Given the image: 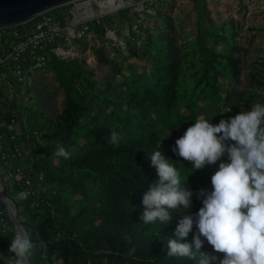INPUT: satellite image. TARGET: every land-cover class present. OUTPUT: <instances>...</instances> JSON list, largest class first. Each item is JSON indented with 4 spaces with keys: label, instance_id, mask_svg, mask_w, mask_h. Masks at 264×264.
<instances>
[{
    "label": "rangeland",
    "instance_id": "rangeland-1",
    "mask_svg": "<svg viewBox=\"0 0 264 264\" xmlns=\"http://www.w3.org/2000/svg\"><path fill=\"white\" fill-rule=\"evenodd\" d=\"M131 1V6L103 17L98 36L77 60L49 62L33 75L38 111L29 116L41 113L46 128L40 129L39 138L17 140L16 145L22 154L46 150V158L33 166L43 176L46 172L35 167L38 162L47 159L54 168L43 194L62 197L70 207L96 208L88 201V192L99 186L96 177L104 168L94 163H119L103 149L148 140L174 161L200 208L195 193L211 190L218 164L194 172L171 148L199 116L214 117L211 122L217 124L250 110L254 103H264V0ZM113 130L122 136L119 145L110 143ZM57 144L80 165L53 156ZM94 151L96 157L81 162ZM26 160L25 156L12 163L25 165ZM157 179L152 177L149 185ZM4 188L20 222L34 229L44 209L17 201L21 190L14 184ZM47 208L51 209L48 203ZM14 232L6 213L0 222V254L11 256ZM61 235L57 231L56 240ZM50 264L62 263L52 257Z\"/></svg>",
    "mask_w": 264,
    "mask_h": 264
},
{
    "label": "clouds",
    "instance_id": "clouds-1",
    "mask_svg": "<svg viewBox=\"0 0 264 264\" xmlns=\"http://www.w3.org/2000/svg\"><path fill=\"white\" fill-rule=\"evenodd\" d=\"M212 119L197 117L171 148L194 172L218 164L211 190L195 193L202 206L192 212L194 193L184 186L180 169L154 150L148 157L158 179L143 195L141 220L165 226L173 212L182 217L175 238L166 240L168 257L187 258L195 264H264V103H254L250 110L217 124ZM121 139L119 132L111 131L110 143L119 145ZM52 155L69 159L71 152L57 144ZM29 195L22 190L15 199L25 201ZM190 233L192 242H182ZM205 242L212 251H203ZM37 248L46 249L45 242L34 243L30 235L15 231L8 249L11 256L0 254V261L28 264ZM135 252L133 247L126 255L135 257Z\"/></svg>",
    "mask_w": 264,
    "mask_h": 264
},
{
    "label": "trees",
    "instance_id": "trees-1",
    "mask_svg": "<svg viewBox=\"0 0 264 264\" xmlns=\"http://www.w3.org/2000/svg\"><path fill=\"white\" fill-rule=\"evenodd\" d=\"M49 62L61 61L53 58ZM36 111L38 109L32 110L33 113ZM41 116L40 113L35 121L42 130L46 125ZM49 126L51 130L52 126ZM154 150L155 146L148 140L113 149L105 147L104 154L113 155L119 163L118 166L94 163L98 168H104L99 171L103 175L96 177L99 186L88 192L87 199L96 208L87 204L70 207L62 197L43 194L44 202L36 209H44L45 212L38 215L40 221L37 226L31 230L21 222L34 243L42 240L46 244V249H35L31 264H50L52 257L62 264H195L187 258L167 256L166 240L175 238V229L182 218L179 213L173 212V219L165 226L159 222L145 224L141 220L143 195L148 191L151 178H158L148 157ZM97 153L85 155L81 162L96 157ZM46 161L38 162L35 167L46 172L47 185L54 168H50ZM67 162L74 166L77 159L70 157ZM194 200L192 212L196 213L199 208ZM30 201L26 200V203ZM47 203L51 209L47 208ZM57 231L62 235L56 240ZM192 239L193 234L190 233L182 242L191 243ZM133 247L136 249L135 257L127 256Z\"/></svg>",
    "mask_w": 264,
    "mask_h": 264
},
{
    "label": "built area",
    "instance_id": "built-area-1",
    "mask_svg": "<svg viewBox=\"0 0 264 264\" xmlns=\"http://www.w3.org/2000/svg\"><path fill=\"white\" fill-rule=\"evenodd\" d=\"M103 1L77 0L27 23L0 28V184L4 191L8 183L28 191V198L37 208L44 202L45 179L33 166L47 153L45 149L38 153L28 149L22 154L16 145L17 140L28 143L41 136L35 117L29 116L36 109L33 75L53 58L73 62L80 57L98 36L103 17L118 11L97 13L96 6ZM25 156V165L12 163ZM6 213L0 198L1 223ZM205 251H212L206 243Z\"/></svg>",
    "mask_w": 264,
    "mask_h": 264
},
{
    "label": "water",
    "instance_id": "water-1",
    "mask_svg": "<svg viewBox=\"0 0 264 264\" xmlns=\"http://www.w3.org/2000/svg\"><path fill=\"white\" fill-rule=\"evenodd\" d=\"M77 0H0V28L18 26L53 9L68 5ZM0 194L3 198L7 215L13 223L14 230L26 233L16 215L13 203L0 184ZM29 264V262H28Z\"/></svg>",
    "mask_w": 264,
    "mask_h": 264
},
{
    "label": "bare ground",
    "instance_id": "bare-ground-1",
    "mask_svg": "<svg viewBox=\"0 0 264 264\" xmlns=\"http://www.w3.org/2000/svg\"><path fill=\"white\" fill-rule=\"evenodd\" d=\"M132 5V1L131 0H106L103 2H100L97 6H96V12L97 13H103V12H110L113 10H121L124 9L125 7H129ZM0 198L3 201V198L0 194ZM4 204V202H3Z\"/></svg>",
    "mask_w": 264,
    "mask_h": 264
}]
</instances>
